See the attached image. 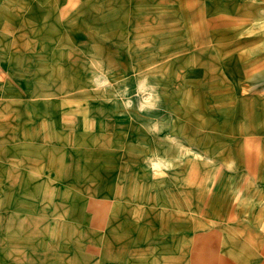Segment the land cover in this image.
<instances>
[{
    "label": "rangeland",
    "instance_id": "1",
    "mask_svg": "<svg viewBox=\"0 0 264 264\" xmlns=\"http://www.w3.org/2000/svg\"><path fill=\"white\" fill-rule=\"evenodd\" d=\"M0 264H264V0H0Z\"/></svg>",
    "mask_w": 264,
    "mask_h": 264
}]
</instances>
